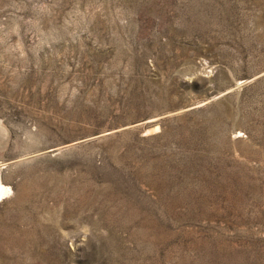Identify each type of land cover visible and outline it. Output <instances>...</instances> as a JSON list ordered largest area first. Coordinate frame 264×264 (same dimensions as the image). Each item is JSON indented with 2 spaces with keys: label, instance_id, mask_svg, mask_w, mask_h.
<instances>
[{
  "label": "rangeland",
  "instance_id": "obj_1",
  "mask_svg": "<svg viewBox=\"0 0 264 264\" xmlns=\"http://www.w3.org/2000/svg\"><path fill=\"white\" fill-rule=\"evenodd\" d=\"M0 264H264V0H0Z\"/></svg>",
  "mask_w": 264,
  "mask_h": 264
},
{
  "label": "bare ground",
  "instance_id": "obj_2",
  "mask_svg": "<svg viewBox=\"0 0 264 264\" xmlns=\"http://www.w3.org/2000/svg\"><path fill=\"white\" fill-rule=\"evenodd\" d=\"M0 186H3L4 189H8V190H10L9 192H6V193L4 194V197L11 193V187L5 185V184L2 182L1 177H0ZM4 197H3V198H4ZM0 200H2V199H0Z\"/></svg>",
  "mask_w": 264,
  "mask_h": 264
},
{
  "label": "snow or ice",
  "instance_id": "obj_3",
  "mask_svg": "<svg viewBox=\"0 0 264 264\" xmlns=\"http://www.w3.org/2000/svg\"><path fill=\"white\" fill-rule=\"evenodd\" d=\"M9 191H10V190H8V189H4L3 186H0V199H3L4 194H5L6 192H9Z\"/></svg>",
  "mask_w": 264,
  "mask_h": 264
}]
</instances>
